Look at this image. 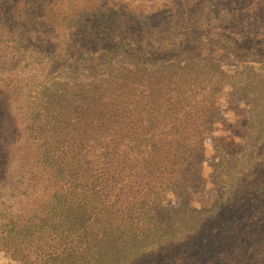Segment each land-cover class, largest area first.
Wrapping results in <instances>:
<instances>
[{"label":"trees","instance_id":"16d2710c","mask_svg":"<svg viewBox=\"0 0 264 264\" xmlns=\"http://www.w3.org/2000/svg\"><path fill=\"white\" fill-rule=\"evenodd\" d=\"M37 1L0 0V22L19 27L0 49L14 43L20 62L36 63L35 77L48 62H65L57 77L35 82L27 112L28 133L58 188L23 221L3 212L0 255L8 264H132L187 239L218 207L175 206L173 196L211 180L227 200L259 159L264 59L234 70L223 60L264 49V39L238 34L228 10L236 0H175L167 22L177 13L186 21L160 47L113 38L99 52L79 46L64 54L21 36L28 9L38 31L61 11L43 13L41 4L69 3ZM234 113L240 138L206 163L210 133ZM160 205L168 210L158 216Z\"/></svg>","mask_w":264,"mask_h":264},{"label":"rangeland","instance_id":"374dc122","mask_svg":"<svg viewBox=\"0 0 264 264\" xmlns=\"http://www.w3.org/2000/svg\"><path fill=\"white\" fill-rule=\"evenodd\" d=\"M33 2L38 1L31 0ZM127 2L69 0V3L41 4L43 13L46 6L52 11H61L35 31L33 26L38 24L28 9L29 16L25 14L24 22L28 20L29 28L20 34L30 45L39 41L40 46H51L64 54L78 52L79 46H89L92 51L99 52L111 46L113 38L160 47L166 37L175 34L186 21L183 13H177L174 20L167 22L165 14L178 10L175 0H134L131 5ZM228 10L233 11V16L239 20L241 29L238 34L245 35V40L253 37L263 42L264 0H236L229 4ZM43 13L41 18H44ZM17 29H8L0 22V39L19 33ZM84 41L88 44L85 45ZM8 44V49H0V217L5 212L23 221L40 210L41 204L58 188L27 130L29 96L37 85L35 82L57 77L65 62H48L43 75L40 73L35 77L37 65L33 59L28 56V63L20 62L19 50L10 47L14 43ZM263 50L240 58L227 57L223 60L224 66L234 70L243 62L261 61L264 59ZM221 103H224L223 99L217 98V104L222 106ZM235 114L228 116L210 133L206 141V163H211L214 154L223 146H231L235 138H240L244 128L242 122L235 124ZM230 129L237 132L234 138ZM258 158L253 171L243 177L227 200L219 201L211 180L195 183L193 188L186 189L184 195L176 193L173 196L175 206L218 207V212L187 239L163 246L132 264H264V143ZM157 209L158 216L168 210L165 205L157 206ZM2 257L0 255V264H8Z\"/></svg>","mask_w":264,"mask_h":264}]
</instances>
